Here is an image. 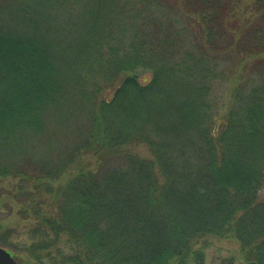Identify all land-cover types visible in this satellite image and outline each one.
<instances>
[{
  "label": "trees",
  "instance_id": "obj_1",
  "mask_svg": "<svg viewBox=\"0 0 264 264\" xmlns=\"http://www.w3.org/2000/svg\"><path fill=\"white\" fill-rule=\"evenodd\" d=\"M223 2L0 0V181L34 221L0 225V245L38 264H204L208 237H233L264 264V72L220 118L243 40Z\"/></svg>",
  "mask_w": 264,
  "mask_h": 264
},
{
  "label": "rangeland",
  "instance_id": "obj_2",
  "mask_svg": "<svg viewBox=\"0 0 264 264\" xmlns=\"http://www.w3.org/2000/svg\"><path fill=\"white\" fill-rule=\"evenodd\" d=\"M212 1L214 2L215 0ZM228 3L232 4L233 9L231 8L230 10ZM220 5L222 7L220 15L224 30L225 26L235 27V30H233L235 33L231 32L233 35L236 34L234 40L243 39L242 42L240 41L242 43L240 44V49H242L241 55L228 54L231 59H234L230 62L231 64L225 66L230 78L216 84L218 87L216 88L215 86V92L214 89L212 92L215 100L220 102L221 110L219 117L223 118L228 112L229 106H231V98L237 85L244 78H247L249 74L258 73L259 71L264 72V45L257 44L259 40L264 41V39H262L263 35L255 34L257 28L264 26V12H262L264 0H231V3L228 0H224ZM178 8L184 9V4H179ZM193 18L195 21L201 20L200 15H194ZM226 34L223 36V43L229 42L230 38L233 42V38ZM257 54L261 55L257 57ZM245 57L246 60H243L242 58ZM133 152L142 158H152L148 149L144 146L135 147ZM91 163L94 164V162ZM16 185L17 182L14 180L0 181V187L5 192L0 197V225L3 230L5 228L17 229V235L21 236V232L33 225L34 221L32 219L24 220L21 218L19 212L23 207L14 199ZM18 240L20 239L16 236L15 241ZM0 247L6 248L17 259L19 264H38L33 258L28 257L27 254L21 253V256H18L19 249L17 248L2 245ZM240 251L241 244L237 239L233 237L210 236L207 238V246L204 248V264H224L226 260L230 259H233L235 264H244Z\"/></svg>",
  "mask_w": 264,
  "mask_h": 264
},
{
  "label": "water",
  "instance_id": "obj_3",
  "mask_svg": "<svg viewBox=\"0 0 264 264\" xmlns=\"http://www.w3.org/2000/svg\"><path fill=\"white\" fill-rule=\"evenodd\" d=\"M0 264H19L17 259L4 247H0Z\"/></svg>",
  "mask_w": 264,
  "mask_h": 264
}]
</instances>
